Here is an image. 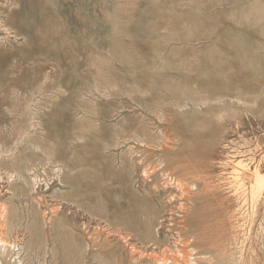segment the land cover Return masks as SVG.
<instances>
[{"label":"rangeland","instance_id":"374dc122","mask_svg":"<svg viewBox=\"0 0 264 264\" xmlns=\"http://www.w3.org/2000/svg\"><path fill=\"white\" fill-rule=\"evenodd\" d=\"M0 22V264H264V193L230 179L264 175V0H0Z\"/></svg>","mask_w":264,"mask_h":264},{"label":"bare ground","instance_id":"6f19581e","mask_svg":"<svg viewBox=\"0 0 264 264\" xmlns=\"http://www.w3.org/2000/svg\"><path fill=\"white\" fill-rule=\"evenodd\" d=\"M1 23V22H0ZM11 33V32H10ZM7 35H9V30L4 26L0 24V41L4 39V37H6ZM19 118V117H18ZM38 121V120H36ZM247 164V163H246ZM248 168H246V166L240 162H237L234 166V168L232 169L231 173H230V179L232 180V184L236 185V192L242 196H247L250 199V202L252 204L256 203V201L261 197V195L264 193V175L257 169L255 168L250 174L252 177V181L250 182L249 186L246 188L245 184H244V180H241V175L243 173H246L248 170ZM247 175V174H246ZM1 176V175H0ZM4 176V175H3ZM248 176V175H247ZM143 177V176H142ZM12 178V177H11ZM8 179V178H7ZM2 180V179H1ZM7 182V181H6ZM179 182V181H178ZM2 183V181H1ZM163 184V183H161ZM167 186H169L168 184H166ZM183 185V184H182ZM185 185V184H184ZM3 186V185H2ZM172 186V185H171ZM180 186V185H179ZM1 188V187H0ZM4 188V187H3ZM187 188V187H186ZM185 188V189H186ZM1 190V189H0ZM3 191V190H1ZM5 191V190H4ZM7 191V190H6ZM176 191V190H175ZM185 192V191H184ZM183 192V193H184ZM9 193V192H8ZM188 194V193H186ZM232 194V193H231ZM188 196V195H187ZM6 197V196H5ZM180 197V194H179ZM1 198V197H0ZM3 199V198H2ZM173 199V198H172ZM7 201V200H6ZM8 202V201H7ZM4 203V202H3ZM8 204V203H7ZM2 206V204H1ZM3 207V206H2ZM7 207V206H6ZM178 207V205H177ZM251 207V206H250ZM4 208V207H3ZM176 208V207H175ZM241 208V207H240ZM6 209V208H5ZM4 209V210H5ZM8 209V208H7ZM54 209V208H53ZM1 211V210H0ZM4 212V211H2ZM1 214V213H0ZM12 216H14L13 214H11ZM182 215V214H181ZM183 216V215H182ZM1 217V215H0ZM181 218V217H180ZM1 219V218H0ZM7 219V218H6ZM5 219V220H6ZM7 223V222H6ZM4 224V223H3ZM15 224V223H14ZM9 225H11L9 223ZM6 226V225H5ZM1 227V226H0ZM11 227V226H10ZM2 228V227H1ZM14 228V227H13ZM8 230V229H7ZM260 231V230H259ZM4 232V231H3ZM2 232V233H3ZM6 232V231H5ZM5 235V233H4ZM7 235V234H6ZM3 236V235H2ZM179 238V237H178ZM5 241V240H4ZM178 241V240H177ZM179 242V241H178ZM8 243V242H7ZM177 243V242H176ZM0 244L2 245V241L0 240ZM179 244V243H178ZM183 244V243H182ZM188 251V250H187ZM192 253V252H191ZM163 255V254H162ZM165 255V254H164ZM171 255V254H170ZM168 256V255H167ZM183 256V255H182ZM187 256V255H186ZM189 257V255H188ZM187 257V259H188ZM162 258V257H161ZM171 258V257H170ZM158 259V258H157ZM164 259V257H163ZM162 259V260H163ZM167 259V258H166ZM173 259V258H171ZM176 259V258H175ZM183 259V257H182ZM170 260V259H169ZM174 261V259H173ZM189 261V260H188ZM159 262V260H158ZM169 262V261H167ZM186 263V261H184ZM160 264V263H159ZM189 264V263H187Z\"/></svg>","mask_w":264,"mask_h":264}]
</instances>
